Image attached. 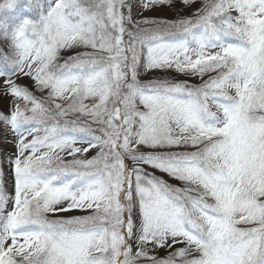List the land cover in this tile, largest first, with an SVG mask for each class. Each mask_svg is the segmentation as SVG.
<instances>
[{
	"label": "snow or ice",
	"instance_id": "obj_1",
	"mask_svg": "<svg viewBox=\"0 0 264 264\" xmlns=\"http://www.w3.org/2000/svg\"><path fill=\"white\" fill-rule=\"evenodd\" d=\"M0 17V264H264V0Z\"/></svg>",
	"mask_w": 264,
	"mask_h": 264
},
{
	"label": "rangeland",
	"instance_id": "obj_2",
	"mask_svg": "<svg viewBox=\"0 0 264 264\" xmlns=\"http://www.w3.org/2000/svg\"><path fill=\"white\" fill-rule=\"evenodd\" d=\"M0 2H3V0H0ZM177 10L178 9L169 10V9L165 8L158 13H153V15H160V16H166L168 18H172L175 15ZM25 82L26 81H21V83H25ZM7 104H8V98L4 97L3 95H0V107H4ZM14 151H15V149L11 143V138L9 137L8 140H5L4 135L2 133H0V154L10 155ZM5 171L7 173L9 191H11V187H10V185H11V173L7 172V165H5Z\"/></svg>",
	"mask_w": 264,
	"mask_h": 264
},
{
	"label": "trees",
	"instance_id": "obj_3",
	"mask_svg": "<svg viewBox=\"0 0 264 264\" xmlns=\"http://www.w3.org/2000/svg\"><path fill=\"white\" fill-rule=\"evenodd\" d=\"M27 15V13L24 11V3L21 2L20 4H18L16 6L15 11L12 12H5L3 14V16L8 17L9 20H13V18L17 17V16H24ZM3 18V17H0Z\"/></svg>",
	"mask_w": 264,
	"mask_h": 264
}]
</instances>
